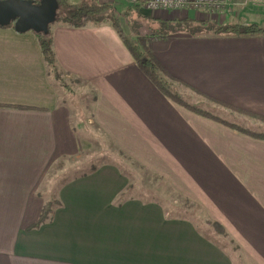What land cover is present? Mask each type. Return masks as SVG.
I'll list each match as a JSON object with an SVG mask.
<instances>
[{"label":"crops","instance_id":"1","mask_svg":"<svg viewBox=\"0 0 264 264\" xmlns=\"http://www.w3.org/2000/svg\"><path fill=\"white\" fill-rule=\"evenodd\" d=\"M63 17L48 35L60 77L92 90L86 124L195 202L212 228L204 234L157 197L132 198L131 187L120 199L128 179L106 163L68 178L52 198L43 179L55 161L78 157L86 140L35 33L0 26V264H264V140L235 128L264 134V33L150 41L174 81L230 117L210 111L218 122L164 97L108 22L76 28ZM187 19L214 21L202 10L175 20ZM226 23L264 28V2L234 8L218 24ZM51 200V221L30 228ZM213 224L230 248L211 237Z\"/></svg>","mask_w":264,"mask_h":264},{"label":"rangeland","instance_id":"2","mask_svg":"<svg viewBox=\"0 0 264 264\" xmlns=\"http://www.w3.org/2000/svg\"><path fill=\"white\" fill-rule=\"evenodd\" d=\"M69 11L68 8L60 5L59 10L56 12L57 19H61L62 16L65 17ZM122 11L123 10L118 12ZM138 12L139 13L131 12L129 14L127 11V15L125 14L124 16L118 17V23L122 26L127 35L132 32H139V35H144L156 27L155 22L151 23V21H149V18H151V16H149L151 15L150 13ZM160 18L161 17H157V19ZM214 22L220 23L221 21ZM132 28H134L135 31ZM62 82L63 85L61 86L62 94L65 95L64 99H66V103L70 106V112L71 115L74 116V120L76 119L75 121H77V123L79 122L78 127L81 128L80 133L85 137L86 141L83 151H81L82 154L80 153L78 157H67L66 159L53 163L48 175L43 179L45 183L49 185V188L54 187L49 190L50 196L56 198V189L67 181L68 178L70 179L80 174H87L91 172L92 169L105 165L106 163V165L110 164L119 167L120 174L128 179L127 186L133 189V198L143 199L145 197L146 199H155L157 197V199L169 205L168 211H170V213H174L175 216L184 215L192 219V221L194 220L198 228H200L204 234H208L212 226L209 224L206 226L204 224V218L206 217L204 211L200 210V208L197 210L196 205L185 204V199L182 198L181 195L175 194L172 187L169 186V183L167 184L164 179L159 178L157 175H154L149 172L148 169L144 168L143 165L132 160L130 154L128 155L123 152L118 148V145L107 140L103 136V131L100 130L101 133L92 125L88 126L86 124L90 116L87 113V106L89 108L88 100L93 96L91 88L87 86L81 87V83L79 84L78 82L66 80L64 78ZM176 89H178L181 96L184 95L182 98L188 104L197 105L200 108L214 112L218 116L227 119L230 118L227 117V115H223L217 106L197 98L182 87L177 85ZM211 237H213L219 245L222 244V246L230 248V242H228L225 237L219 235L216 230H214V234H212Z\"/></svg>","mask_w":264,"mask_h":264},{"label":"trees","instance_id":"3","mask_svg":"<svg viewBox=\"0 0 264 264\" xmlns=\"http://www.w3.org/2000/svg\"><path fill=\"white\" fill-rule=\"evenodd\" d=\"M59 5H63L64 7L68 8L70 11L68 14L62 18L65 24L74 27H82L85 26L86 23L88 24H99L108 22L111 27L117 32V36L121 39L122 43L124 44L127 51L132 56L133 62L139 67L140 72L145 75L150 82H152L153 86L157 88L167 99L171 100L175 104H179L182 108L193 111V113L205 116V118H209L214 121L220 122L218 116L213 115L209 110L202 109L197 105L188 104L182 96L179 94L178 89L176 86L182 87L179 81H174L175 79L172 78L170 74L166 72L164 66H162L153 55L152 51L148 49L149 43L151 40H167L169 35L177 34H189L190 36H199L200 34L206 35H215V36H225L228 35H244L250 36L263 34L264 28H259L256 25L250 24L249 26H241L240 24L237 25H220L218 23L212 22H192L187 20L182 21H167L164 19H149L151 23H156V27L153 30H150L149 33L144 35H139V32H132L131 34H126L123 30L122 26L119 25V16L130 14L131 12L139 13L138 12V5H131L128 7L123 8L122 12L116 11L113 4H101L99 2H95L93 0H84L81 1L79 4H69L65 3L62 0H56ZM128 11V13H127ZM117 17V18H116ZM145 17V16H143ZM148 21V23H149ZM13 24H11L12 26ZM8 26V27H11ZM134 30V28H132ZM135 31V30H134ZM36 40L39 43V51L44 59L45 67H47V72L53 79L57 80L61 85H63L62 79L60 77V73L58 72L57 67H55V56L52 53V45L50 42L49 35L45 36L43 34L36 33ZM184 86V85H183ZM207 98V97H204ZM206 100V99H205ZM207 101L211 104L217 103L216 100L207 98ZM219 105V103H217ZM237 131L243 132V134L249 135L251 137H256L258 139L264 140V134L260 133H253L252 131H248L243 129L242 127H235ZM95 169V168H94ZM130 187L127 188L126 192L123 193L120 199H126L130 197L132 194ZM176 194V193H175ZM132 197V196H131ZM133 198V197H132ZM182 198H184L182 196ZM157 199V198H156ZM155 199V200H156ZM185 199V204L187 205H196L189 199ZM159 200V199H157ZM58 205L57 200H51L43 204V208L41 213H39L38 220L34 225L30 228H38L44 222H49L52 219V213ZM196 209L199 210V206L196 205ZM166 211L168 209L165 208ZM170 212V211H168ZM175 216L174 213H171ZM184 218H188L182 215ZM180 216V217H182ZM216 228L217 233L224 237L222 228L216 224H213Z\"/></svg>","mask_w":264,"mask_h":264},{"label":"water","instance_id":"4","mask_svg":"<svg viewBox=\"0 0 264 264\" xmlns=\"http://www.w3.org/2000/svg\"><path fill=\"white\" fill-rule=\"evenodd\" d=\"M60 5L56 0H0V26L12 25L16 33L33 32L48 35L49 24L57 20Z\"/></svg>","mask_w":264,"mask_h":264},{"label":"built area","instance_id":"5","mask_svg":"<svg viewBox=\"0 0 264 264\" xmlns=\"http://www.w3.org/2000/svg\"><path fill=\"white\" fill-rule=\"evenodd\" d=\"M38 3L39 0H30ZM264 0H148L139 2L129 0V5H138V11L151 14V17H163L167 21L179 19L190 11H209L212 12L214 21H224L230 16L236 7H245L251 4H260ZM159 15V16H158Z\"/></svg>","mask_w":264,"mask_h":264}]
</instances>
